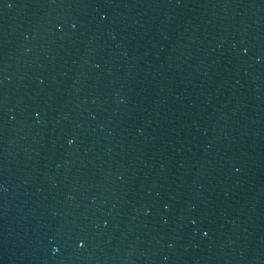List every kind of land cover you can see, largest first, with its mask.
Here are the masks:
<instances>
[{
  "label": "water",
  "instance_id": "water-1",
  "mask_svg": "<svg viewBox=\"0 0 264 264\" xmlns=\"http://www.w3.org/2000/svg\"><path fill=\"white\" fill-rule=\"evenodd\" d=\"M0 264H264V0H0Z\"/></svg>",
  "mask_w": 264,
  "mask_h": 264
}]
</instances>
